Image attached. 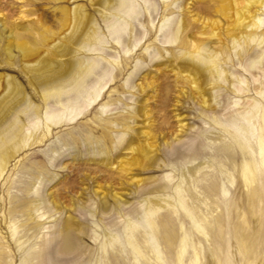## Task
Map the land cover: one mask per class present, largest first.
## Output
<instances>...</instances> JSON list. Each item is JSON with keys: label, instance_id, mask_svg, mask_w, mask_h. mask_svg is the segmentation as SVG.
I'll return each mask as SVG.
<instances>
[{"label": "rangeland", "instance_id": "1", "mask_svg": "<svg viewBox=\"0 0 264 264\" xmlns=\"http://www.w3.org/2000/svg\"><path fill=\"white\" fill-rule=\"evenodd\" d=\"M128 1L133 6V13L136 12L134 15L120 13L109 17L110 22H104L97 11V0H0V76L8 75L18 80L28 99L38 103L29 84L32 73L27 72V68L33 67L54 49L55 44L66 43L64 36L72 29L73 22L62 21L60 10L63 7L73 12L75 7L81 6L93 17L102 43L98 45L101 53L96 51L93 55L105 59L103 63L108 66L102 65L109 72L112 71L114 78L106 86H101L105 89L101 91L98 104L83 109L79 118L69 125L53 128L48 140L23 152L20 162H13L5 178L0 181V250L3 257L11 259L13 264H19L23 251H28L39 241L50 240L57 229L55 225L71 220L76 248L68 259L76 261L79 258L75 264H163L157 260L146 235L154 233L155 225L162 227L164 220H170L173 230L182 235L180 226L183 225V231L188 235L190 247L186 258L194 248L200 253L201 264H264V171L247 188L241 176V153L234 143L235 139L242 144L247 143L255 153L257 136L263 126L264 53L261 61L250 67L247 56L239 59L231 51L233 54L224 68L227 83L217 87L219 91L213 103L216 105L215 118L208 117L203 114L201 95L190 83L176 77V71L158 65V59L151 61L150 57L157 54L160 59L166 58L177 47L178 43L162 44L161 41H164L167 29L177 19L174 18L179 14L176 6L185 0ZM186 1L189 3L190 31L200 39L208 38V33L212 31L217 33L212 40L221 39V43L212 42V47L221 48L230 33H239L235 29L236 11L242 9H236L232 1ZM220 6L227 9L225 14L218 12ZM262 12L263 22L259 32L264 31V8ZM164 18L168 21L165 22ZM193 19H197V22ZM123 22L128 26L124 33H120H123L124 44L118 45L107 25L116 23L115 27H120ZM163 24L165 27L160 31ZM45 28L48 31L45 32ZM42 34L48 41L44 39L40 45ZM143 34L142 41L135 47L136 38ZM19 41L27 42L31 49H37L36 54L25 56L17 47ZM258 46L264 47V43L251 44L255 50H258ZM146 47L147 53L144 51ZM8 58H11L9 63ZM137 62L140 69L138 67L137 72L132 74L130 83H142L143 91L129 89L125 84L135 71ZM199 79L200 85L208 90V80L203 76H199ZM254 101L260 105L257 109L249 110L250 116L245 118L236 114L243 110V105H252ZM103 105H107V110L101 114ZM126 106L143 107L146 111L132 116L124 114ZM100 118H125L128 121L125 124L133 129L126 139L131 136L136 138L133 146H139L145 153L147 146L144 145H152L154 149H149L156 151L149 155L155 156L154 163L144 169L139 165L132 167L124 164L127 170L110 169L101 164L100 160L106 158L115 161L116 166L119 161L130 157V150L124 151L119 146L108 154H97L99 145L91 143L89 137L91 134L98 137L103 133V127L98 126ZM125 128L128 130L127 127H119L121 131ZM224 144L233 145L229 154L221 151ZM172 146L180 153H173ZM34 167L46 169L45 175L40 178L39 194L49 207L42 210L45 211L42 212V219L36 217L40 212L29 219L28 210L9 219L11 197L17 198V205L38 199V195L24 192L25 184L30 182L29 170ZM166 174L172 176L174 185L166 193L169 197L167 201L153 197L147 200L138 194L139 180L146 185ZM176 184L179 194L175 190ZM211 185H217V190L210 191ZM257 187L261 191L256 196L253 190ZM114 194L127 200L122 212L108 211L103 214L102 197L106 196L105 200L112 208L116 203ZM178 198L183 199L194 212L210 239L212 230L208 225L218 219L213 229L217 242L213 239L207 241L195 229L185 212L176 205L175 199ZM52 200H55L57 207L49 204ZM128 226L131 233H127ZM18 240L21 246L17 245ZM156 243L163 261L176 264L174 254L166 250L157 234ZM51 248L44 264L64 263L62 257L56 254L57 244L53 242Z\"/></svg>", "mask_w": 264, "mask_h": 264}, {"label": "bare ground", "instance_id": "2", "mask_svg": "<svg viewBox=\"0 0 264 264\" xmlns=\"http://www.w3.org/2000/svg\"><path fill=\"white\" fill-rule=\"evenodd\" d=\"M229 1L233 2L236 9H242L241 11H236L235 29L239 30V33H230L227 37V42H225L221 48H214L210 45L212 42H222L220 38L212 40L216 37L217 33H213L211 31L208 33V38L200 39L190 31L191 23L189 21L190 16L188 12L189 3L185 0L184 3L176 6L179 14L174 18L177 19L174 20L175 22L173 21V24L169 27V29H167L164 35V41H161L162 44L178 43L177 47L175 50H172L170 56H167L166 58L161 57L162 59H160L157 54L150 56L151 61L158 59V65L165 66L167 69L176 71V77L181 78L186 82L188 81L197 93L201 95L203 114L212 118H215L214 109L216 105L213 103H215L218 93L217 91H219L217 87L227 83L228 78L224 68L227 65V62L230 61L233 52L239 59L247 56V58H249L248 64L250 67L259 63L262 59V54L264 53V47L262 46H258V50L251 47V44L254 43H264V31H258L259 26L263 22L261 15L263 13L262 8H264V0ZM97 4L99 5V9L97 11L101 13L104 22H108L109 17L111 18L114 15H118L120 13L129 15L134 12L132 4L128 0H97ZM172 4L168 5V7ZM217 10L221 14H225L227 12V9L224 6H220ZM60 11L62 21L69 20L70 22H73L70 33L64 36L67 42L55 44L54 49L47 52L43 58H40L36 62L35 65L33 64V67L29 66L27 68V72L32 73L31 78H29V84L38 98V103H35L26 97L24 87L14 77L8 75L0 76V181L5 178V175L13 162L15 163L16 161V164L20 162V156L23 152L46 142L52 134L53 128L55 129L61 125H69L71 122H74L79 118V116L83 113V109H86L91 105L98 104L97 102L101 91L105 89H103V87L101 88V86H106L108 82H112L114 80L112 77V71L109 72L107 67L105 68L102 65L105 59L99 58L98 55H93V52L99 51L101 53L102 51L98 49V45L101 43V35L93 17L81 6L75 7L73 12L66 7H63ZM135 13H133V15ZM164 21L167 22L168 20L164 18ZM193 21L197 22V19H193ZM113 24L108 23L107 25L106 23L110 35L118 45L124 44L122 35L128 24L123 22V25H121V23H119L121 25L120 27H117L119 25L115 27L116 23L115 25ZM213 25H215V23H213ZM69 26L71 27L70 24ZM164 27V24L161 25L160 31H163ZM46 31H48V29L45 28V32ZM121 32L123 33L120 34ZM239 34H241L240 37H238ZM143 37L144 34L142 37L136 38L135 47L142 41ZM39 39H41L39 42L40 45L43 43L44 39L48 41V38L43 34ZM17 43V47L23 51L25 56H32L36 54L35 50L37 49H31L27 42L19 41ZM251 50L253 51L252 53H250ZM144 51L147 53L148 47H146ZM127 52L128 51L126 50V53ZM10 59L11 58H8V63L10 62ZM139 62H137L135 71L129 75L125 84L129 86V89H139L138 91H143L144 87L142 83H136L134 85L132 82L130 83L132 74L137 72V68L141 63ZM106 66L108 65L106 64ZM138 69H140V67ZM199 76H203L205 80H208V90L200 85L201 81H199ZM107 78L108 80L105 81ZM131 99L133 101V97ZM259 105L260 103L257 101L252 102V105H243V110L237 111L236 114L240 117L246 118L251 115L249 110L257 109ZM106 108L107 105H103L100 113H104L105 110H107ZM124 110V114L133 116L136 115V113H141L145 109L143 107L136 108L135 106H126ZM262 118L263 126L257 136L255 153L253 152V148H251L247 143L242 144L236 139L234 141V143L239 147V153H241V176L247 188L250 185L252 186V184L256 182L258 175L264 171V114L262 115ZM99 121L100 125L98 126L103 127V133L98 137H94L93 134L89 137L91 143H97L99 145L97 154H108L109 151L111 152L119 146H122L124 151L130 150L129 158L125 161L122 160L121 162L118 160L119 163L116 164L119 166H115V161L111 159L102 158L100 163L105 165L106 168L110 167V169L118 168L119 170H127L124 164H128L132 165V167L139 165L141 169H144L147 165L154 163L155 156L149 155L156 151L149 149L153 148L152 145H144L147 146V152L145 153V151L139 146H133L136 138L131 136L126 139V136L130 135L129 133H133V129L126 125L128 124V121L126 122L125 118H100ZM120 126L127 127L128 130L125 128L124 131H121L119 129ZM39 131L40 133H38ZM173 147L174 146H172L173 153L179 154L180 151L175 150ZM232 148L233 145L224 144V146L220 149L223 153L229 154ZM137 155L140 157H137ZM45 173L46 169L44 167H34L32 170H29L30 182L25 184L24 192L27 195L34 193L38 195V199L28 200L26 202L23 201V203L17 205L15 204L17 198L11 197L10 204L12 207L8 211L9 219H12L14 214L20 212L24 214L27 210V216L29 219L39 212L40 214L35 216L40 219L44 217L43 213H45V211L43 212L42 210H45L49 206H47L46 201L43 200L44 197L42 198L39 194V189L41 186L40 178L44 176ZM172 180L173 179L170 174L164 175L159 180L154 179L153 182L146 185H143L144 182L139 180L137 184V192L141 197L144 196V199L147 200H150L151 197H153L154 199H159V201H167L169 197L166 193L174 187ZM175 190L177 191V194H179L177 184L175 185ZM215 190H217V185H211L210 191ZM222 191L224 194L227 193L225 189ZM260 191V187H257L253 190V194L257 196ZM105 198L106 196L104 195L102 197L103 214L108 211L120 214L125 206V202H127V200H122L119 194H114L116 203L111 208ZM175 202L176 205L180 206V208L185 212L195 229L202 233L207 241L213 239L214 242H217V234L213 232V229L217 226L218 219H215L208 225V227L212 230V239H210V236H208L209 233L205 232V229L201 224H199L194 212L188 208L184 200L178 198L175 199ZM49 204L57 207L55 200H52ZM54 212H56V210H54ZM70 221L65 220L60 224L55 225L57 229L50 240L39 241L38 243L30 246L28 251H23L20 256L19 264H44L46 256L51 252V245L53 242L58 246L56 254L62 257V261H64L62 264H75L78 262L79 258L75 259L76 261L68 259V257L72 254L71 252H73L76 248V243L73 239L72 223L70 224ZM11 223L12 222L9 220V224ZM172 225L173 224L170 223V220H164L162 227L155 225L154 233L146 235L147 239L149 237V244L154 252H156L157 260L166 264L163 261L161 256L162 253L156 243V234L158 236L160 235V239L166 247V250L170 254H174L173 259L176 264H201L200 253L194 248L193 252L186 258L188 248L190 247V240L187 233L183 231V225L180 226L183 232L182 235H179L175 230H173ZM127 229V233H131V228L129 226ZM75 240H77V238ZM129 242L131 246L136 249L131 239H129ZM16 243L18 246H21L19 240ZM21 249L22 247L20 250ZM248 251H250V249ZM255 253H257V251ZM82 254L84 255L85 252L82 251ZM3 256L4 255L0 250V264H13L11 259H5ZM76 256L77 253L75 254V257Z\"/></svg>", "mask_w": 264, "mask_h": 264}]
</instances>
